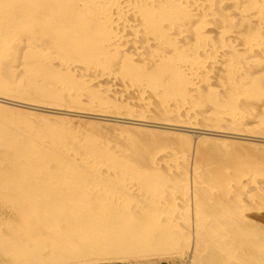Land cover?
Segmentation results:
<instances>
[{"label":"rangeland","instance_id":"1","mask_svg":"<svg viewBox=\"0 0 264 264\" xmlns=\"http://www.w3.org/2000/svg\"><path fill=\"white\" fill-rule=\"evenodd\" d=\"M11 1L13 2L8 3L7 0H2V2L0 1V3L4 2L7 4V6H10L7 7L5 5L6 8H9L6 9V12L11 8V10L9 11V13L11 12V16H9V13L7 12L8 17L6 18L4 17L6 16L5 10H3L4 12L1 10L4 7V4L0 5L2 7H0V14L2 16L4 15L3 17H1L0 15V17L2 18V20L0 18V21H2L0 23V29L4 28L7 34L10 31L9 35L11 34V36L15 35L14 33H18L16 34L17 36L24 33H32L31 35L45 34L49 30H51L48 26V31L46 27H43L41 29L39 27V24L35 20L37 19V16L33 15V13L29 10H25V8L23 10L24 6L21 4L22 1ZM19 5H21V7ZM24 12L27 14L22 15L24 14ZM16 15L17 18L15 19ZM18 15L26 17V19H24L25 17L20 18V20L23 19L25 23H29L30 20L32 21L29 23V25L27 24V28L25 26H22V24L24 23L22 22L23 20L21 21V23H18ZM12 16H14V21L17 20L16 22L20 24V26H12V23L15 22L10 20L8 21V19H11ZM10 22L11 27L8 26ZM31 23L34 29L30 26ZM16 26H18L19 28H17ZM21 28L26 29L22 30ZM28 28L32 29L29 30ZM7 29L10 30L8 31ZM11 29L13 30L12 33ZM4 30H0V40L5 34ZM37 31L40 33H38ZM90 35V37L93 39L88 38L87 40H93L91 42H94L93 44H96L95 40L98 37L95 34V38L91 33ZM91 42H88L85 46L81 45L83 43H80V45L78 44V46L76 44L73 45L78 49L75 48L74 50L68 51V53L65 52L64 56L71 60L89 62V64L91 63L90 65L94 67L97 66V69L100 68L101 70H108L116 75L117 78L120 77V80H124L126 82L129 81L128 83L130 84L136 83L141 85L142 88L147 87L148 91L153 93V95L155 93V95L157 94L156 96L160 95L161 97L163 96L167 99L182 98V100L186 101V103H189H187L188 106L196 109L198 108L201 111H204L203 109H206L205 107L207 105L208 110L211 109L210 106L220 108L224 106L234 107L239 110L238 112H240L241 115L244 116V118H246L244 119V124H241L240 127H221L223 131H225V129L227 131H230L233 128L232 130L234 131L230 132H235L236 134H238L237 136L231 135L227 132H223L224 134L220 132L213 134H198L194 130L192 131L184 129L182 127L165 125L144 126V124L141 125L139 124V122L132 123L126 122V120L124 121L114 118H100L90 115L88 116L86 114H73L68 112H60V114L59 111H56L54 109H52L54 111L53 112L51 109H37L33 107L29 108L27 106L0 103V141H3L0 143H2V145H8V141H11L12 137H14L13 139H19L18 142H20L22 138L20 139L18 135H20L21 137H23L24 135L25 138L28 136L34 140H38V138L42 139V136H48L52 138V140L55 139V142H58V140L66 141V143L69 142L68 145L60 141V143L62 142L61 144H65L66 147L71 149L72 147H77L76 145H71L70 147V142L72 144L71 140L74 141L75 139V141H77L78 139L84 137H87V139H89L90 137L91 140H100L103 137L102 140H105V142L110 145L114 144L119 146L123 150L125 149L126 155L128 154L133 156L132 158L135 161H140L139 163L141 164L147 163L148 157L150 153L154 151V149H160L163 152H169L170 150H173V153L180 154L178 155L179 159L177 162L178 171H180V173L184 172L185 169L189 167L190 163L193 164L197 170V175L195 176L194 180L195 190L193 194V209L190 208L191 204L190 192L188 191L189 187L180 186L181 184L179 185V183L176 182V184L178 185L177 186L175 184V180H173V178L177 179V177L180 178V176H170L172 179L170 177L169 178L173 180L172 182L167 181L168 176L166 178H162L164 176H153L152 178H150L151 176H146L144 177L146 179L139 177L142 183L145 180L144 183H146L144 185H142L139 180V182L136 181L138 177H134L132 181L135 180L134 182H136L137 184L133 183L130 188L123 189L124 192L122 190L121 192L117 193V195H119L120 197L118 198L124 199L126 197L125 199H128V195L131 194V192L132 194L129 195V197H135V194L137 196V193H139V195L142 193L143 195H146V198L147 196L149 199L152 197L156 198L155 201L157 200V202H155L154 200L152 201H154V203L156 204L159 202L157 206L153 202L152 203L154 205L152 203V205L149 204L151 200L145 206L136 205L137 207H133L127 204H123V207L113 209V211H115L116 213L118 212L117 215L114 214L115 212H113L112 214V209L109 208L110 210H108V207L106 208L104 204H101V193L95 194L94 192L85 191V188L90 187V182L87 183L85 179L82 180V177H80L79 179L76 178V176H55L52 180V182L56 180L55 183H52L50 178H46L45 180H42L44 183L40 180L42 186H37L35 184L30 185L34 186V188L36 187L35 189L32 188V191L29 190V184H27L26 182L23 183V186L15 185V177H11V175L15 176L14 174L16 173L15 171L11 170L13 169L12 167L11 169L7 167L8 163H5V160L1 161L4 156L3 154V156L0 157V164L4 162L6 168L5 166L0 165V264H264V246H257L258 248L254 250L251 247L252 245L248 243L244 238L246 236L257 238L259 239V244L263 243L262 245H264V188L260 187L258 190H253L250 193L251 196L249 198L252 199L251 202H248V199V203H245L242 207L235 206V204H233L234 201L230 202V200H232V197L225 198L222 195V192L226 187L228 181L231 183L244 175H255L258 180H264V140H262L264 139V130L255 128L252 122L249 121L250 117H252L253 115L256 116L255 113H257V116L264 118V108L262 106L261 109L258 108L260 107L261 103H264V88H260L259 86V88H253L244 91L245 94L243 91H235L234 93L228 91L226 92V90L228 89L227 84L224 81L220 83L218 82L219 79L222 78L223 74L221 75L219 72L217 73L214 71L213 74L218 79L217 83L220 85L219 86L217 84L219 86L218 89L221 90H218L216 93L213 92L214 96L211 94L209 95V88H201L200 91L189 94L188 90L190 89V85L179 82L180 80L176 81V83L175 79L177 80V78L167 80L170 83L167 81H165V83H159L161 85H159L158 83H154L153 81L151 82V79L148 78L146 72L145 74H143V72H141L140 70H138V72L133 68L131 69V67H124V63L121 65L122 61L120 60H122L123 58L119 56L123 55H120V53L122 52L119 49L111 50V48L107 46L105 47L106 49L103 47V52L102 45L100 46L101 48H99L98 39L96 44L98 46L90 44ZM53 45L55 44L52 43L50 45V47L52 46V50L54 47ZM56 45L60 46L58 44ZM56 45V48H54V51L52 52L58 51ZM61 48L63 47H59V54H61ZM96 50H99V52ZM116 51H119V56H117ZM102 53H104L105 55ZM181 53H183V55ZM19 54L20 53L17 51H9V48H5L4 45L3 49L2 47H0V93L16 95L25 98L28 97V99H35L44 102L52 101L51 103L53 104H61L59 106H68V104L66 103H71L73 106H77L78 104H75L76 99L81 101L82 95L85 98V96L89 94L90 96L94 95V98H91L97 101L103 100L102 103L104 104H102L101 102L99 103L104 106L106 105L105 107L108 106L107 108H111L109 110L113 109V111L117 112H125V110L127 111L128 108H126L124 105H120V103L117 104V102L115 101L114 103L113 101H110L113 99V97L109 99V97L112 96L109 95L110 93H107L109 97H106L107 95L105 96V92H97L96 90L98 89L95 88V90H92V87L89 86V88L88 85H83L81 84V82L73 80V78L70 79L64 77V74L62 75L55 71L49 73L50 70H39L38 74H41L42 76H45L47 78L49 77L48 81L51 83L57 85L64 84L65 86L68 85V90L71 88L69 90V94H67L68 96L65 95L66 93L62 95L59 89H57L58 87L56 88L57 85L52 86L50 84V86L47 83L48 86L45 84L39 85L43 88V90H41L42 88L40 90L33 88L32 82H34L35 80L33 72L29 70H17V66L20 64L19 62H17L18 57L21 56L19 58L20 62L23 59L22 55ZM111 54L113 56H110ZM188 54H186V51H181L179 53V56L182 58H187ZM195 54L199 57L200 53L195 52ZM205 54L206 53L201 54L200 56L202 57L204 62H209L207 59L211 58L206 54V59H204L203 57L205 56ZM179 56L175 57L178 58ZM211 57H213V55H211ZM118 58L120 60H118ZM202 59L200 60L203 61ZM112 64L114 65L112 66ZM117 64H119V66ZM114 66L117 68H114ZM122 67H124L126 70H122ZM247 67L248 66L244 67L246 73L248 70ZM259 67L260 69L257 68L255 73L260 70L261 72H258L259 74H256L255 76H250L252 77L251 82H253L255 86L259 84V82L264 83V60H262ZM129 70H131V72ZM146 77L148 79H146ZM144 84L146 85L145 87ZM155 84L158 86H155ZM177 84H179L178 88L176 86ZM223 87L225 88L222 89ZM203 89H205V92ZM101 94L103 95V97L101 96ZM71 95L72 98H70ZM89 95H87L86 98H89ZM97 96L99 97L98 99ZM243 96L247 98L245 99ZM74 97L75 99H73ZM239 98L243 99L244 102L242 100L239 101ZM258 101L259 103L255 104ZM71 104H69V106H71ZM142 109L143 110L141 111H136V115H138V112L140 111V113L143 114L142 116H145L146 118L161 119V117H163H160V115L157 114V112L152 107H147V109L143 107ZM207 109L206 112H201L202 116H199V121H197L198 124H200L199 122L201 119L204 120L205 125H207V121L212 122L210 114L207 113ZM204 113L207 117L204 116ZM163 119L166 118L163 117ZM170 120L171 122L169 123L171 124H179L180 126H183V123H178V120L175 118L174 120ZM246 120L248 123L246 122ZM158 123L161 122L158 121ZM13 125L15 127L10 128V126ZM27 125L28 127H26ZM32 126H34L35 128H33ZM21 127L23 128L20 129ZM36 127L38 129H36ZM8 128H13L12 131L14 134L12 132H9L11 130H8ZM14 130L18 132V135H16V132ZM21 130H23V132ZM37 130H39V133H36L38 132ZM29 132H31V134H29ZM45 132H47V134ZM4 133L7 134V137L9 136L11 140H9L6 136L4 137L5 140H3L4 138L2 139V137L5 135ZM10 133H12V135H10ZM105 134L107 137H104ZM5 145L1 146L0 144L2 148H4ZM1 147L0 150H2ZM4 150L5 148L2 151ZM10 153L11 152L9 151V154ZM8 157L10 158V155ZM4 159L6 158L4 157ZM10 162L12 164V161ZM26 178L28 177H25L23 179ZM25 181L30 182V180ZM48 183L49 185H47ZM183 184L184 183H182V185ZM141 186L144 187L142 188ZM126 190L130 191L127 192ZM152 192L153 194H151ZM125 193L129 194L127 195ZM169 195L171 199L174 198L173 200L176 205H164V202L167 203ZM166 197L168 199H166ZM60 198L62 201H60ZM96 198H99V204H97L98 200ZM53 199L58 201L54 203L50 202L53 201ZM46 200L50 201L46 202ZM91 200H93L94 203ZM160 202L161 205L163 203L162 206L166 210L162 211L163 208L160 205ZM232 204L235 207L231 206ZM159 205L161 206L160 208H158ZM153 206H156L155 210H153ZM103 207H105V209ZM121 211L124 213H122ZM221 213L225 216H235L237 217V220H239V216L242 215L243 217H245L246 223L243 221H238L236 223L232 222L233 224L227 223L223 225L220 222L218 223V221L215 222V220L211 219L214 216L217 217L218 214L221 215ZM111 214L112 216H110ZM144 214H147L148 217H145ZM153 214L154 218H152ZM160 214L162 217L159 216ZM125 215L127 216V218ZM142 216L144 218H142ZM139 221L140 223H138ZM122 226H124L123 229ZM115 227L119 228L115 229ZM95 231L99 232L96 234ZM89 234L92 236L90 237ZM115 234H118L119 236H115ZM101 235H104L103 238L101 237ZM97 236H100V240ZM104 237L106 238V240H104ZM107 238L109 239L107 240ZM114 240L116 241L113 243ZM128 241H130L131 243H129ZM98 242H100V244H103L100 245ZM111 242L113 244H111ZM242 243L244 244L241 245ZM195 245L196 252L190 258L189 255L191 247ZM248 245L251 246L248 247ZM143 250L145 251V255L147 254L146 256L144 255ZM124 251H126L127 253ZM162 253H165V255L166 253L167 255L169 254L172 257V260H160V258L162 257H160V255ZM92 254H94L95 256L93 255V257ZM138 255H143L145 258H139ZM118 256H122V258L123 256H125L124 258H128H126V262H105L106 260H103L107 258L112 259V257L118 258ZM157 256H159V258ZM92 258L93 260L102 259L104 262L102 263L101 261H99L98 263V260L97 262L94 260V262ZM90 259L93 262L90 261ZM77 260L78 263H76ZM85 260H88L89 263ZM82 261L85 263H82Z\"/></svg>","mask_w":264,"mask_h":264},{"label":"bare ground","instance_id":"2","mask_svg":"<svg viewBox=\"0 0 264 264\" xmlns=\"http://www.w3.org/2000/svg\"><path fill=\"white\" fill-rule=\"evenodd\" d=\"M0 1L2 2V0ZM20 1H22L21 4L24 6L23 10L25 8V10H29L30 12L33 13V15L37 16L36 17L37 19L35 20L39 24V27L41 29L43 27H46L47 31L49 28L51 30H49L45 34H38V35L36 34L31 35L32 33L30 34L24 33V34L17 36L16 34L18 33H14L15 35L13 36L15 37H13L11 36V34L9 35L10 29H7L9 31V33L7 34L3 28L0 30H4L5 34L3 35V38L0 40V47H2L3 49V45H4L5 48H9V51H17L20 53L19 55H22L23 59L21 62L19 61V58L21 56L18 57L17 62H19L20 64L17 66V70L18 71L29 70L33 72V75L35 78L34 82H32L33 88L40 90L42 88L41 86H39L40 84H45L47 86L48 84L49 85L51 84L52 86L54 85L56 86L57 84H54L48 81L49 77L47 78L45 76H42L41 74H38L39 70L40 71L50 70L49 73H52V71L53 72L55 71L62 75L64 74L65 75L64 77H67L70 79L73 78V80L77 82H81V84L83 85L85 84V85H88V87L89 86L92 87V90L95 88V89H98L96 90L97 92L98 91L105 92L106 94L103 93L105 94V96L107 95V93H110L109 95H112V96L110 97L108 95L106 96V97H109V99L113 97V99L110 101H113V103L115 101L117 102V104L120 103V105L122 104L128 109L127 111L125 110V112L123 111L117 112V111H113V109L109 110L111 108H107L108 106L105 107L106 105L105 106L102 105L104 104L102 103L103 100L97 101L93 99L94 95L90 96L89 94H87L90 96V97L88 96L89 98H86L87 95L85 96V98L82 95L81 97L83 99L81 98V101L76 99L75 104L77 103L78 104L77 106L75 105L73 106L71 103H66L68 104V106L69 104H71V106L73 107L59 106L61 104L57 103L59 105H56V104L51 103L52 101L44 102V101L35 100V99H28V97L25 98V97L5 94V93H0V103L27 106L29 108L33 107L37 109L39 108H44L48 110L54 109L56 111H59V113L68 112V113H73V114H86L88 116L90 115V116L100 117V118H111V119L114 118V119H119V120H124V121L126 120V122H132V123L139 122V124L141 125L144 124V126L165 125V126H173V127H182L184 129H188L192 131L194 130L198 134H206V133L213 134V133H218V132L220 133L227 132L234 136L238 135L235 132H230V131H234L232 130L233 128L232 129L230 128L231 129L230 131H227L226 129L225 131H223L221 129L222 126H239L240 127L241 124H244L243 122H244V119L246 118H244V116H242L241 113L238 112L239 110H237L234 107L224 106L220 108V107L210 106L211 109L208 110L207 109L208 105H207L205 108L208 110L207 113L210 114V118L212 122L207 121L206 122L207 125H205L204 120L201 119L199 122L200 124H198L197 121H199L198 119H199V116L201 115V112L202 113L206 112V109H203L204 111H201L198 108L197 109L192 108L188 106L189 103L187 102L188 103L187 104L186 101L182 100V98L181 99L179 98L178 99H167L166 97H163V96L161 97L160 95L156 96L157 94L155 95V93L153 95V93L148 91L147 87L142 88L141 85L136 84V83L130 84L128 83L129 81L126 82L124 80H120L121 79L120 77L117 78L116 75H114L112 72L108 70H101L100 68L97 69L96 68L97 66L94 67L90 65L91 63L89 64V62L71 60L64 56L65 52L68 53V51L74 50L76 48L73 45L76 44L78 46V44L80 45V43H83L81 45L85 46L88 42L93 41V40L91 41L87 40L88 38L89 39L91 38L90 33L92 35L95 34L98 37L97 39L99 42L98 43L99 48H101L100 46L102 45V48L109 46L111 50L119 49L122 52L120 53V55H123V56L118 55L119 51L118 52L116 51V52H117V56L123 58L122 60L118 58V60L122 61L121 65L124 63L123 64L124 67L125 66L131 67V69L133 68L134 70H137V71L140 70L141 72H143V74H145L146 72V75L148 76V78L151 79V82L153 81L154 83H158V84L161 82L165 83V81L167 80H172V79L177 78V80L175 79V82L180 80L179 82H183L185 84L190 85V89L189 90L187 89L189 91V94L200 91L201 88H205V89L209 88L210 90L209 95L211 94L214 96L213 92L216 93L218 90H221V89H218L220 85L217 83L218 79L213 74V72L215 71L217 73L219 72L221 75L223 74L222 78H220L222 80L219 79L218 82L220 83L224 81L227 84L228 89L226 90V92L227 91L231 93H234L235 91L244 92V91H247L253 88H259V86L260 88H264L263 82H259V84L255 86L253 82H251L252 77H250L251 75L255 76L256 74H259L258 72H261L260 70L257 73H255L257 68L260 69L259 66L261 65L262 60H264V0H20ZM7 2L11 3L13 1L7 0ZM2 4H4L5 8L4 7L2 8L0 6L2 8L1 10L2 11L5 10L6 12V9H9V8H6L7 6L6 3L4 2L0 3V5ZM19 6L21 7V5ZM7 7H10V6L8 5ZM9 11L7 10L8 13ZM7 12H6V16L3 15L6 18L8 17ZM10 13H9V16H11ZM26 14L27 13L24 12V14L22 15H26ZM22 15H18V19H19L18 23H21V21L23 20V19L20 20V18L25 17ZM3 16L1 15V17ZM13 17L14 16H12L11 19L9 18L8 21L9 20L14 21ZM16 18H17V15L15 16V19ZM24 19H26V17ZM16 21L14 22L17 23ZM1 22L2 21H0V23ZM22 22L25 23L24 20ZM30 22L32 21L30 20ZM15 23H12V26L13 25L20 26V24L18 23L15 24ZM24 23L22 24V26H25L27 28L29 23H25V24ZM8 26L11 27V22ZM30 26L32 27V23ZM16 27L19 28L18 26ZM26 28H23V29H26ZM12 32L13 30L11 29V33ZM95 35H94V38H95ZM97 39L95 40L96 44H97ZM52 43L55 45L56 44L60 45V46L56 45L58 48V51H60L59 47H63L61 48L62 50L61 54H59L60 52L58 53V51L56 50H55L56 52H52L54 51V48H56L55 45H53L54 47L52 50V46L50 47ZM93 43L91 42L90 44L95 46L96 44H93ZM48 48H50L51 50ZM104 48L102 49L103 52H104ZM95 49H98V48H95ZM96 51L99 52V50H96ZM181 51H186V54L189 53L188 57L187 58L180 57L179 53ZM195 52L200 53L199 57L196 56ZM105 53H106V50H105ZM204 53H206L207 56L211 58V59H207L209 62H204V60L200 56L201 54H204ZM112 54L110 56L114 55ZM181 54L183 55V53ZM206 54L203 57L204 59H206L205 58ZM211 55H213V57H211ZM175 56L176 57L179 56L178 57L179 59L176 58ZM200 59H202L203 61H201ZM114 64H112V66ZM117 65L119 66V64ZM246 66H248L247 67L248 70L246 68L247 73L244 68ZM124 67H122V70L125 69ZM114 68H117V67L114 66ZM129 71L131 72V70ZM148 78L146 77V79ZM178 85L179 84L176 85L177 88H178ZM67 86H65L64 84L57 85L56 88L58 87L57 89H59L62 95H64L65 93H66L65 95H67L69 94V90L71 89L70 88L68 90L69 87L67 88ZM145 86L146 85L144 84V87ZM155 86H158V85L155 84ZM224 88L225 87H223L222 89ZM205 89H203L204 92H205ZM41 90H43V88ZM101 96L103 97L102 94ZM70 98H72V95ZM98 98L99 97L97 96V99ZM244 98L246 99L247 97H244ZM73 99H75V97ZM238 100L243 101V99L241 98H239ZM99 102H101L102 104ZM258 103L259 101L256 102L255 104H258ZM246 104H247V101H246ZM86 106L89 109H87ZM149 106H151L157 112V114L160 115V117L163 116L166 119H163V117H161V119H154V118H146L145 116H142L143 114L140 113V111L143 110L142 108L143 107H145L146 109L147 107L151 108ZM261 106L264 108V103H261L260 107L258 108L261 109L262 108ZM123 109H120V110H123ZM138 110H140L138 112L139 114L136 115L137 113L136 111ZM255 115L256 116L253 115L252 117H250L249 121L252 122L255 128L264 130V118L257 116V113H255ZM204 116H206L205 113H204ZM174 118L178 120L177 121L178 123L182 122L183 126H180L179 124L177 125V124L169 123L171 122L170 119L174 120ZM158 121H160L161 123H158ZM245 125H248V124H245ZM11 127H15V126L13 125V126H10V128ZM26 127H28V125ZM32 127L35 128L34 126ZM22 128L23 127H21L20 129ZM12 129L8 128V130H11L9 132L13 133ZM36 129L38 128L36 127ZM219 129L222 131H220ZM23 130L21 131L23 132ZM14 131L16 132V135H18L17 134L18 132L16 130ZM28 131H29V128H28ZM37 131L38 132L36 133H39V130ZM12 133H10V135H12ZM45 133L47 134V132ZM29 134H31V132H29ZM5 136L7 137V134H5L2 137V139ZM18 136L20 137V139L22 138L20 142H18L19 139H16V138L13 139L14 137H12V140L9 136L7 137L11 141L7 140L8 145L4 144L5 145L4 148L6 152L9 149V151L11 152L10 154H9V151L7 153L5 152V150L2 151L4 148H2L1 146H4V145L0 143L1 144L0 147L2 148V150H0V153L2 151L0 157H2L4 154L2 160L1 158L0 160L1 161L5 160V163H8L7 164L8 168L10 169L11 167L13 169L15 168L14 170L11 169L12 171H15L16 173L14 174L15 176L11 175V177H15L14 178V181L16 182L15 185L23 186V183L26 182L27 184H29L28 185L29 190L32 191V188H34V186H30V185L35 184L37 186L38 185L42 186L41 181L43 179L45 180L46 178L47 179L50 178L52 182L55 176L68 175V176H73V177L76 176V178H79V179L80 177H82V180L85 179L87 183L90 182L91 189L90 187L89 188L87 187L85 188L86 189L85 191L94 192L95 194L101 193L102 195V197H100L101 204H104L106 208L108 207V210L112 209V214H113V212H115L113 211V209L123 207V204L124 205L127 204L129 206L135 207L136 205L145 206L147 205V203H149L150 200L151 201L149 204H151L152 202L154 203L156 198L152 196L150 197H152L153 199L152 198L149 199L148 196L146 198V195H143L142 193H141L142 195L141 194L139 195V193H137L139 195V196L137 195L138 197L136 196V194H135V197L134 196L129 197V195H131L132 192L131 194L128 193L129 195L125 193L128 195V199H125L126 197L124 199L123 198L119 199L120 197L119 195H117V193L121 192L123 189L130 188V186L133 185V183L135 184L136 183L134 182L135 180L132 181L134 177H138L136 181L141 182L139 177L144 178L146 176H151L150 178H152L153 176H157V177L164 176L162 178H166L168 176L167 181L172 182L173 180H175V184L177 182L179 183V185L181 184L180 186L189 187L188 191L190 192V204H191L190 208L193 209V203H194L193 194L195 190L194 180H195V176L197 175V170L195 166L190 163L189 167L186 168L184 172L180 173V171H178V166H177V162L179 159L178 155L180 154L173 153L172 152L173 150L172 151L170 150L169 152L168 151L163 152L160 149L159 150L154 149V151L150 153L147 163L141 164L139 163L140 161H135L132 158L133 156L128 155V154L126 155L125 149L123 150L119 146L114 145V144L110 145L107 142H105V140H102L103 137L101 139L99 137L100 140H96V139L91 140L90 137L89 139H87V137L80 138L77 141H75V139L74 141L71 140L72 144L70 142V147L71 145H76L77 147L76 148L72 147L70 149L66 147L65 144H61L62 142L66 143V141L60 140L62 141L60 143V141L56 139L58 140L59 142L58 143V142H55V139L52 140V138L48 136L41 135L42 139L38 138V140L36 139L34 140L28 136L25 138L24 135L23 137H21L20 135ZM67 137H70V136H67ZM104 137H107L106 134ZM3 140H5V138ZM0 142H3V141H0ZM66 144L69 145V142H67ZM5 154L8 156L10 155V158L6 156ZM4 157L6 159H4ZM7 157L9 160L7 159ZM10 161H12V164ZM144 162H145V159H144ZM3 163L0 165L5 166L6 168L5 163L4 164ZM13 164H16V165H13ZM175 175L180 176V178L177 177V179L173 178V180H171L172 178L170 176L176 177ZM25 177H28V178L23 179ZM25 180H30V182L25 181ZM55 181L52 183H55ZM144 181L143 183L141 182L142 185L146 183V182L144 183ZM228 182L222 192V195L225 198L232 197L231 198L232 200H230V202L234 201L233 204H235V206H238V207H242L244 206L245 203L251 202L252 199H249V198L251 196L250 193L253 190H258L260 187L264 188V180H258V178L255 175H247V176L244 175L240 177L239 179H237L236 181H233L231 183L230 182L228 183ZM182 183L184 184L182 185ZM47 185H49V183ZM151 194H153V192ZM168 198L166 197L168 201L167 203L164 202V205L165 204L166 205L169 204L167 206L176 205L173 200L174 198L171 199L170 195ZM96 199L98 200L97 204H99L100 203L99 198H96ZM47 201H50V200H46V202ZM57 201L53 199V201H50V202L54 203ZM60 201H62L61 198H60ZM155 202H157V200ZM154 204L157 206L156 203ZM233 204L231 206H233ZM160 205H161V202H160ZM160 205L158 208H160L163 205V203L161 206ZM156 206H153V210L156 209ZM103 208L105 209V207ZM234 209H237V208H234ZM163 210H166V209L163 208L162 211ZM100 211H101V208H100ZM112 214L110 216H112ZM114 214L118 215V212L117 213L115 212ZM146 216L148 217L147 214L145 215V217ZM159 216L162 217L161 214ZM214 217L211 219L215 220V222L218 221V223L220 222L223 225L227 223L233 224L232 222L236 223L238 221H241V222L243 221L246 223V219L242 215L239 216L240 218V219L238 218L239 220H237V217L235 216H231V215L225 216L222 213L221 215L218 214L217 217L216 216ZM142 218L144 217L142 216ZM152 218H154V214ZM138 223H140V221ZM116 227L115 229L119 228V227L118 228ZM123 227L124 226H122V229ZM98 232H96V234ZM118 234L117 235L115 234V236H119ZM91 236L92 235H90V237ZM103 236L101 235L102 238ZM109 238H107V240ZM244 238L248 243L252 245V246L248 245V247L251 246L254 250L257 249L258 247L264 246L262 245L263 243L259 244V239L257 238H254V237L251 238L249 236H246ZM104 240H106V238ZM115 241L116 240H114L113 243ZM128 242L131 243L130 241ZM98 243L100 244V242ZM113 243L111 242V244ZM243 244L244 243H242L241 245ZM195 252H196V245L191 247L190 255H189L190 258ZM143 253L145 255V251ZM162 254L160 255V257L162 256L160 260H164V261L172 260V257L169 254L167 255L166 253L167 256L165 255V253H162ZM93 255L94 254H92V256ZM124 257L125 256H123V258L122 256L121 257L118 256V258L112 257V259L107 258L103 260H106L105 262H110V261L112 262L113 261H116V262L125 261L126 262V258L128 257L126 258ZM138 257L145 258L143 255H138ZM157 257L159 258V256ZM88 260L87 261L85 260V261L89 263ZM92 260L90 259V261ZM97 260L95 261L97 262ZM103 260L102 259L98 260V263L99 261L103 263L104 262ZM76 263H78V260L76 261ZM82 263H85V262L82 261Z\"/></svg>","mask_w":264,"mask_h":264}]
</instances>
